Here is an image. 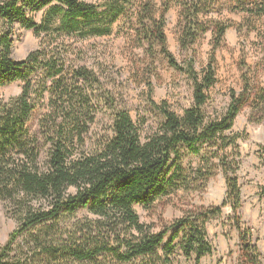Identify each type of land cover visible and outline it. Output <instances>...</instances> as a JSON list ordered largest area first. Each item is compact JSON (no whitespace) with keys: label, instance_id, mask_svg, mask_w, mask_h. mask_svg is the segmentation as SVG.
Returning <instances> with one entry per match:
<instances>
[{"label":"trees","instance_id":"1","mask_svg":"<svg viewBox=\"0 0 264 264\" xmlns=\"http://www.w3.org/2000/svg\"><path fill=\"white\" fill-rule=\"evenodd\" d=\"M88 1L0 0V87L22 83L18 97L0 101V203L17 223L0 247V264H174L177 250L200 264L214 254L207 224L228 207L239 233L241 263L264 264L253 229L239 216V138L225 136L246 102L253 108L250 122L264 123V88L255 90L245 80L244 93L233 92L224 113L210 119L205 107L215 84V62L197 72L192 63H178L167 48L171 4L181 7L179 27L194 44L206 32L200 17L214 3L162 0L159 17L147 3L135 10L145 39L158 43L169 64L191 81L194 100L181 116L167 102H152L161 121L143 136L101 79L73 65L67 43L109 37L139 0ZM242 1L248 4L243 11L264 26V0ZM17 28L42 37L39 49L23 60L13 57ZM225 31L219 28V36ZM45 104L46 113L33 131V115ZM103 108L107 129L92 138ZM204 146L215 151L206 156V164L187 171L184 156L199 155ZM216 170L227 189L219 207L190 213L160 232L141 222L135 206L150 208L160 198L206 184ZM259 196L264 197L263 189ZM85 210L89 216L79 218Z\"/></svg>","mask_w":264,"mask_h":264},{"label":"rangeland","instance_id":"2","mask_svg":"<svg viewBox=\"0 0 264 264\" xmlns=\"http://www.w3.org/2000/svg\"><path fill=\"white\" fill-rule=\"evenodd\" d=\"M96 3V0H89ZM209 13L200 17L203 34H198L194 44L185 40L179 27L181 7L176 3L166 15L165 35L168 51L180 64H194L201 72L211 62H215V84L207 92L205 107L207 117L216 119L221 116L230 103V95L244 93L245 80L252 88H264V63L259 59L264 53V26L245 13L242 0L208 1ZM241 2V3H240ZM143 3L150 5L156 17L160 16L164 3L162 0H139L131 10L113 28L109 37L92 38L79 41L68 40L69 58L75 66H83L93 71L101 79L102 87L110 93L120 106L129 111L143 136L155 130L161 121L160 115L151 103L167 102L171 110L181 116L193 105V85L188 77L174 69L162 53L160 45L147 41L134 13ZM248 3V2H247ZM209 5V6H210ZM44 13L36 16L40 23ZM257 27L258 29L254 30ZM226 28L222 37L218 29ZM184 38V40H183ZM186 43V45L182 43ZM42 37L34 31L17 28L13 45V57L23 60L27 55L39 49ZM22 92V83L0 87V101H9ZM46 104L33 115L31 128L37 131V125L46 113ZM253 114L251 102H246L238 114L233 129L226 132L228 138H239L238 151L241 155L239 178L242 184L243 206L239 212L245 226L252 228L258 246L264 258V123L250 122ZM98 112L91 137L105 132L108 116ZM88 142V140H87ZM215 149L204 146L201 154L184 152L183 167L196 170L205 163L206 156L211 157ZM229 155H235L233 150ZM206 164V163H205ZM208 166H204L206 170ZM226 181L221 170L212 171L208 183H199L192 189L180 190L167 197L158 199L150 208L135 206L141 222L151 226L154 232L162 231L166 226L182 219L190 213L203 209L219 207L226 196ZM89 216L85 211L79 218ZM231 208H225L223 214L207 224L209 239L214 254L200 264H242L240 261L239 233L232 219ZM17 223L8 217L5 207L0 203V247L7 241ZM22 240V239H20ZM174 264H196L195 259L187 260L182 252L176 251Z\"/></svg>","mask_w":264,"mask_h":264}]
</instances>
